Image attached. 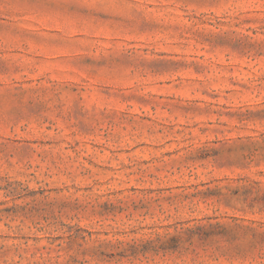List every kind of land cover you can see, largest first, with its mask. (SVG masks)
<instances>
[{
	"label": "rangeland",
	"instance_id": "374dc122",
	"mask_svg": "<svg viewBox=\"0 0 264 264\" xmlns=\"http://www.w3.org/2000/svg\"><path fill=\"white\" fill-rule=\"evenodd\" d=\"M0 264H264V0H0Z\"/></svg>",
	"mask_w": 264,
	"mask_h": 264
}]
</instances>
